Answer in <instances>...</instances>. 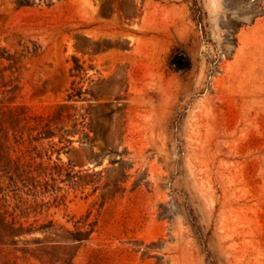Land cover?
Listing matches in <instances>:
<instances>
[{
	"label": "rangeland",
	"instance_id": "1",
	"mask_svg": "<svg viewBox=\"0 0 264 264\" xmlns=\"http://www.w3.org/2000/svg\"><path fill=\"white\" fill-rule=\"evenodd\" d=\"M19 1L0 264H264V0Z\"/></svg>",
	"mask_w": 264,
	"mask_h": 264
},
{
	"label": "trees",
	"instance_id": "2",
	"mask_svg": "<svg viewBox=\"0 0 264 264\" xmlns=\"http://www.w3.org/2000/svg\"><path fill=\"white\" fill-rule=\"evenodd\" d=\"M18 4L19 5H27L28 1L22 0V1H19ZM79 69L81 70L80 66L76 65V70L79 71ZM62 109H63V107H58L57 110L55 112H53L52 119H51L52 122H59L60 121L61 116H62ZM39 139H40V137L37 140H39Z\"/></svg>",
	"mask_w": 264,
	"mask_h": 264
}]
</instances>
